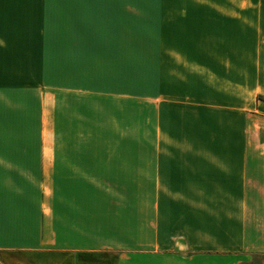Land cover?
Returning a JSON list of instances; mask_svg holds the SVG:
<instances>
[{
	"label": "crops",
	"instance_id": "obj_1",
	"mask_svg": "<svg viewBox=\"0 0 264 264\" xmlns=\"http://www.w3.org/2000/svg\"><path fill=\"white\" fill-rule=\"evenodd\" d=\"M253 260L264 0H0V264Z\"/></svg>",
	"mask_w": 264,
	"mask_h": 264
},
{
	"label": "rangeland",
	"instance_id": "obj_2",
	"mask_svg": "<svg viewBox=\"0 0 264 264\" xmlns=\"http://www.w3.org/2000/svg\"><path fill=\"white\" fill-rule=\"evenodd\" d=\"M67 71L68 70H62V69H52V70H43V69L41 70L40 69V71H39L40 81H43V80L52 81V80H54V82L61 83V82H63L65 75L69 76L67 74ZM85 72H86V76H88L89 73L92 72V74L96 73L100 77H104L107 80H111L112 76L115 75L114 73L119 72L120 78H122L121 81L126 79V77H124V76H126L128 72L132 73L130 70H115L114 73L112 74V70H110V69L85 70ZM134 73H135V76H142V70H135ZM150 73L153 74V71L151 70ZM72 75H74V74L72 73ZM42 87L43 86H40V90L42 89ZM137 87L139 88V90L136 89ZM141 89H142L141 86L135 85V92L137 90L136 93H138V92L141 93ZM131 103L132 102H129V109H130L129 115L126 113L125 110L122 111L124 116L120 117L121 123H122V125H127L128 123L133 124V125H138V130H141L142 111H143L142 100L137 99L136 101H134V104H132L133 106H131ZM126 104H127L126 101L120 99L119 104H118L120 110L128 108V106ZM42 106H43V103L40 101V108H42ZM45 108H46V103L44 102V109ZM131 109L134 110L133 115L131 114ZM57 120L58 119H56V123H57ZM128 135L130 136V134H128ZM133 135L135 136V139H141L142 131H137ZM40 139H41V133H40ZM260 262H261L260 260H257V261L253 260L252 264H254V263L260 264ZM263 264H264V261H263Z\"/></svg>",
	"mask_w": 264,
	"mask_h": 264
}]
</instances>
